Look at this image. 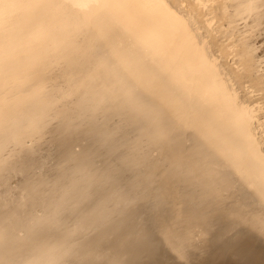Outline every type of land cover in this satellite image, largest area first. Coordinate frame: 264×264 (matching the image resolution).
<instances>
[{
    "label": "bare ground",
    "instance_id": "1",
    "mask_svg": "<svg viewBox=\"0 0 264 264\" xmlns=\"http://www.w3.org/2000/svg\"><path fill=\"white\" fill-rule=\"evenodd\" d=\"M254 1L0 0V264H264Z\"/></svg>",
    "mask_w": 264,
    "mask_h": 264
},
{
    "label": "rangeland",
    "instance_id": "2",
    "mask_svg": "<svg viewBox=\"0 0 264 264\" xmlns=\"http://www.w3.org/2000/svg\"><path fill=\"white\" fill-rule=\"evenodd\" d=\"M188 1L191 2V3L193 4L192 0H188ZM255 3L257 4V7H255V8H258V7H259V8H258L259 10H258V9L256 10L257 14H256V12H255V10H254V11L251 13L250 18L252 17V15H255V14H256V16H258V14H259L260 17L258 16V18H260V21L258 22V24H260V26H256L257 23H254L255 25L253 24V25L256 26V27L254 28V26H253V27H252V28H253L252 30H253V31L255 30L254 32H256V34L253 33V32H250L251 34L249 33L251 36H250V39H249V41H248V44H249L252 48H255V46L258 47V49H257V47L255 48V51H256V49H257V51H258L257 54H258V56H260V58L257 57L256 60L259 58L257 61L262 62L263 66H264V58H262V55L264 54V51L262 52V47L264 46V45H263V44H264V43H263V42H264V36H263V35H264V31H263V30H264V24H263V23H264V19L262 18V17L264 16V9L262 10V8H264V5H263V4H264V0L254 1V6L256 5ZM261 5H263V6H262V8L260 9ZM196 8L199 10L200 7H196ZM256 16H254L253 18H255ZM250 18H249V19H250ZM255 19L257 20V17H256ZM255 19H252V18H251V20H248V18H247L246 21L249 23V22H251L252 20H255ZM242 22L244 23L245 20L239 22V24H240V25H239V29H240V32H241V33H244V31H245V27H244V24H243ZM262 22H263V23H262ZM245 23H246V22H245ZM258 24H257V25H258ZM242 26H243L244 28H243ZM257 28H258V30H260V32L262 31V33L259 32V33L261 34V35H259V36H258V32L256 31ZM261 28H262V29H261ZM252 34H255V35L258 37V40H257V41H255V38H256V37H254L255 35H252ZM242 36H244V35H242ZM252 36H253V37H252ZM260 37H261V38H260ZM262 38H263V39H262ZM252 39H254V40H252ZM259 39H261V40H259ZM253 41H254V43H253ZM220 42H221V44H222L223 46L226 45L224 42H222V40H221ZM256 42H257L258 44H259L260 42H262V44H261V43H260V44H261V46H262V45H263V46L261 47L260 44H259V46L261 47V48H260V47L257 45ZM259 48H260V49H259ZM259 50H260V51H259ZM263 50H264V47H263ZM259 52H260V53H259ZM260 54H262V55H260ZM263 57H264V56H263ZM240 69H241V68H240ZM233 70H234V72H236V73H240V74H241V77H242V80H241V81L245 82L246 84L249 83V84L252 85V86L256 85V84H257V80L261 77L260 74H259V75H254V74L252 75V74H247L246 72H245V73H244V72L241 73L240 70H237V69H235V68H234ZM48 138H49V134L45 135V137H44V141L47 140ZM42 141H43V140H42ZM152 153H153L152 156L156 155L155 152H152Z\"/></svg>",
    "mask_w": 264,
    "mask_h": 264
}]
</instances>
